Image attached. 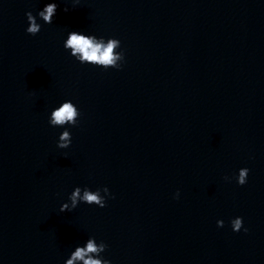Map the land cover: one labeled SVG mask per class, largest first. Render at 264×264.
Here are the masks:
<instances>
[{
    "label": "water",
    "instance_id": "obj_1",
    "mask_svg": "<svg viewBox=\"0 0 264 264\" xmlns=\"http://www.w3.org/2000/svg\"><path fill=\"white\" fill-rule=\"evenodd\" d=\"M48 2L0 0V264H63L90 236L111 264H264V0H56L27 33ZM69 30L120 39L122 67L77 61ZM77 185L111 195L60 212Z\"/></svg>",
    "mask_w": 264,
    "mask_h": 264
},
{
    "label": "clouds",
    "instance_id": "obj_2",
    "mask_svg": "<svg viewBox=\"0 0 264 264\" xmlns=\"http://www.w3.org/2000/svg\"><path fill=\"white\" fill-rule=\"evenodd\" d=\"M78 2L79 0H74V3ZM57 7L56 0H50V2L44 4L36 15H33L31 11H27L25 13L27 19L25 31L32 35L40 31L42 25L38 22L37 17L44 23H52ZM64 10L67 11L68 9L65 8ZM63 47L68 50L69 55L80 63L92 64L105 69L109 67L119 69L124 61L121 41L116 37L105 38L93 33H85L82 30H69L63 40ZM79 115L80 111L71 99H65L58 106L51 109L48 115V123L51 126L63 128L56 142L58 148L64 149L71 144V132L68 127L64 126L78 124ZM249 171L247 167L239 168L235 176L236 183L244 185L247 182ZM225 179L230 178L225 177ZM110 195L107 186L91 190L88 186L82 188L77 185L69 193L67 201L60 204L59 211L64 212L65 210L75 209L80 202L104 207L106 198ZM174 198H179V190L174 194ZM216 223L218 227H221L224 221L218 219ZM230 224L233 231H239L243 226V218L236 216L231 219ZM244 231L246 232L247 228H244ZM106 248L107 244L103 240L98 242L94 236H90L82 244H77L74 247L63 264H111V260L104 258L102 255Z\"/></svg>",
    "mask_w": 264,
    "mask_h": 264
}]
</instances>
